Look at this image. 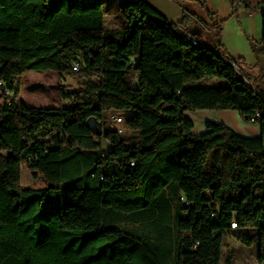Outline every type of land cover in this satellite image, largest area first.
<instances>
[{
  "label": "trees",
  "instance_id": "trees-1",
  "mask_svg": "<svg viewBox=\"0 0 264 264\" xmlns=\"http://www.w3.org/2000/svg\"><path fill=\"white\" fill-rule=\"evenodd\" d=\"M241 1L261 13L264 53V1ZM120 11L125 25L107 28L104 0H0V264H231L225 245L250 246L244 228L264 264V90L245 86L215 13L211 48L185 29L203 23L185 8L177 26L201 47L142 0ZM33 71L57 74L59 108L20 101ZM205 78L228 87L195 84ZM192 111L236 112L260 137L214 121L195 134ZM114 112L130 113L132 143L105 126ZM23 168L48 187L24 188Z\"/></svg>",
  "mask_w": 264,
  "mask_h": 264
},
{
  "label": "rangeland",
  "instance_id": "rangeland-1",
  "mask_svg": "<svg viewBox=\"0 0 264 264\" xmlns=\"http://www.w3.org/2000/svg\"><path fill=\"white\" fill-rule=\"evenodd\" d=\"M121 1L126 0H104V8L106 13L105 26L107 28L112 27H123L125 25L124 18L120 11ZM264 0H251V5H255L258 2ZM234 9V8H233ZM243 13V16L241 14ZM108 15V16H107ZM217 20L221 21V34H220V43L223 48L230 54L234 55L236 60H239L238 71H241L242 74L247 78V82L255 86V82L252 79H248V69H263L264 71V53H262L261 48V39L263 35V22L262 16L259 12H251L249 10H234L230 16H217ZM162 21L149 15L144 25L146 26H160ZM212 26V24H211ZM190 25H186L185 29L187 31L191 30ZM182 29L177 27L176 29ZM184 30V29H182ZM184 30V31H186ZM200 39L205 42L208 47H213L212 44L207 40L208 30L201 28ZM214 33L211 32V34ZM213 39V38H212ZM253 47L256 49V53L253 51ZM46 74V75H45ZM49 74V75H48ZM21 82V92L19 99L25 100L29 104L35 105L39 108H50L56 106L60 103V96L58 93V77L54 72L45 71V72H27L21 78L18 79ZM64 84L67 88L79 89L81 87L80 83L66 79ZM195 84L204 87H228V83L225 80L220 79H202ZM260 89V87L256 86ZM261 90V89H260ZM264 90V87L262 88ZM3 103V96L0 92V105ZM205 111H192L189 112V118L193 121L195 128L194 133H198L201 129L202 116H206ZM113 115L122 117L124 120L123 123L118 125H110L108 123V118L105 123V126L110 129L121 128L123 129V136L126 143H132V140L135 138L132 137V133L126 129L125 121L129 117V112H114ZM229 120L231 119L228 117ZM65 120L68 119V116H65ZM253 124V123H252ZM63 147H67V141H62ZM22 186L24 188L30 189H44L48 187V184L39 176L33 175L25 168L22 170ZM244 234L248 241L251 242L250 246L245 245L243 241L235 242L229 239L225 245L224 252H229L232 257L231 264H260L257 261V247L258 239L256 234L253 231H249V228H244L241 231ZM229 254V255H230Z\"/></svg>",
  "mask_w": 264,
  "mask_h": 264
},
{
  "label": "crops",
  "instance_id": "crops-1",
  "mask_svg": "<svg viewBox=\"0 0 264 264\" xmlns=\"http://www.w3.org/2000/svg\"><path fill=\"white\" fill-rule=\"evenodd\" d=\"M142 1L145 2L147 5H149L162 18L174 24H178L181 21L183 8L195 14L199 19H201L203 23H201L200 25H194L189 32L194 34L195 37H197V35H201L200 27L205 28L206 30H208V35L206 38L212 44V46H213V41H212L211 32H213V30L211 29L212 26L209 22L206 11L210 13H215L216 16H219V17L220 16L222 17L223 15L230 16V14H232V11H234L231 0H206L205 8L200 7L197 3H195L194 1H190V0H142ZM246 2L250 3L251 0H246ZM241 16H243V13L241 14ZM200 41L205 43L202 40ZM230 56L233 58H236L234 55H230ZM247 74L249 76L248 79L249 80L252 79L255 82V87L258 86L262 90V88L264 87L263 69L253 70L250 68L248 69ZM20 92H21V82H20ZM20 101L23 104H25L27 107L39 108L35 105L29 104L28 102H26L25 100H22L21 98H20ZM59 107H60V103L50 108H59ZM204 113H206V116L200 115V117L202 118L201 129L196 134H200L204 132L205 130L204 124L206 121H214V122L227 126L232 131L236 132L237 134L241 136L248 137V138L260 137L259 125L244 121L243 119L239 117V115L236 112H233V111H205ZM186 115L189 117L188 113ZM228 117H230L231 119L229 120ZM76 118L77 116H72L70 119L72 120ZM194 128H195V125H194ZM64 140L68 141L67 137L65 135H62L61 136V146L62 147H63L62 141ZM231 241L237 242L234 239H232ZM231 241H229V243H231Z\"/></svg>",
  "mask_w": 264,
  "mask_h": 264
},
{
  "label": "built area",
  "instance_id": "built-area-1",
  "mask_svg": "<svg viewBox=\"0 0 264 264\" xmlns=\"http://www.w3.org/2000/svg\"><path fill=\"white\" fill-rule=\"evenodd\" d=\"M234 9L235 10H243L244 9L243 2L241 0H236L235 3H234ZM176 35L178 36L179 39H181L183 42H185L187 44H190L192 46H198V47H201L202 46V44L198 40H196L191 34L185 32L182 29L177 28L176 29ZM227 64L235 67L234 63H232L231 61H227ZM243 80H244L245 86L248 87V88H250V89H252L251 85L245 79H243ZM1 87H3V82L2 81H0V88ZM256 116H258V115H256ZM253 121L254 120H252V122ZM108 123H110V125H112V126L118 125V124L123 123V119H122V117L117 116V115H110L109 118H108ZM114 130L119 135H121L123 133V129H121L120 127L119 128H116ZM231 228L232 229H235L236 228V225L234 223H232L231 224Z\"/></svg>",
  "mask_w": 264,
  "mask_h": 264
},
{
  "label": "water",
  "instance_id": "water-1",
  "mask_svg": "<svg viewBox=\"0 0 264 264\" xmlns=\"http://www.w3.org/2000/svg\"><path fill=\"white\" fill-rule=\"evenodd\" d=\"M87 127L98 134L102 132L100 124L93 118H89L86 122Z\"/></svg>",
  "mask_w": 264,
  "mask_h": 264
}]
</instances>
